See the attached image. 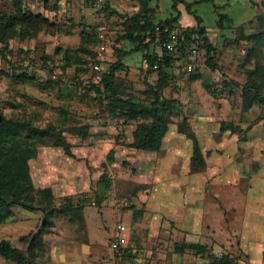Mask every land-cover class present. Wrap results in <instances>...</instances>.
Segmentation results:
<instances>
[{
    "label": "rangeland",
    "instance_id": "obj_1",
    "mask_svg": "<svg viewBox=\"0 0 264 264\" xmlns=\"http://www.w3.org/2000/svg\"><path fill=\"white\" fill-rule=\"evenodd\" d=\"M192 1L197 0L178 1L176 10L172 8L173 0L149 2L156 18H167L180 12L178 24L181 25L197 27L196 15H199L202 19L200 25L207 28L209 40L217 47V53L208 55L202 39L196 35L197 40L187 44L171 67L169 86L164 94L177 98L178 104L174 107V123L168 143L159 155L127 146L124 125L134 122L124 123V118L113 116L106 109V102H101L100 96L90 90L94 79L90 65L98 45L105 42L108 47L101 60L106 70L118 59L119 49L130 46L123 39L122 16L141 9L142 0H104L101 5H96L94 0H24L30 9L44 13L53 24L31 27L30 33L38 29L34 37L11 40L6 52L8 61L0 56V112L39 128L52 125L62 132L61 140L71 143L67 146L54 136L44 137L35 142L36 155L29 161L35 186L49 185L53 189L54 204L59 211L51 217L52 224L55 219L59 223L65 222L71 215L67 208L88 195L96 203L84 205L93 245L102 244V248H106L116 233L117 224L123 222L126 227L129 224L130 243L138 251L142 250L148 263L151 260L160 264L207 263L194 251L185 249L181 254L175 246L176 243L192 242L202 234L200 228L193 225L201 216L198 214L200 208L193 204V190H189L190 198L182 196L187 193L184 194V188H181V183L191 181L188 166L192 141L183 135L180 138L174 130L176 123L184 117L191 125L201 118L212 119V126L232 117L239 121L242 118V122L247 121L250 125L264 119V107L259 105L245 113L247 119L240 110L249 71L254 70L256 64L264 66V40L257 43L244 38L259 31L257 22H233L232 27L221 31L217 20L219 13L228 12L225 6L221 7L226 0H202L192 7L193 12H189L186 2ZM49 3L51 6L48 7L52 9L47 7ZM11 5V0H0V9H8ZM230 8V14L239 21L241 8L236 5ZM3 47L0 43V48ZM209 56L217 64L216 69L207 64ZM139 57L140 54L135 53L133 58L139 60ZM189 65L192 70H188ZM154 70L147 74V67L141 72L121 71L118 82L127 88L126 96L143 99L147 82L157 81L158 68ZM22 73L34 76L35 80H24ZM196 74L201 76L200 80L194 79ZM207 84L217 88L216 96L206 89ZM82 125L89 126L90 135L83 137L67 131L72 127L77 130ZM111 151L115 156L113 161L109 158ZM237 152L231 150L227 155L219 156L222 172L218 175L221 177H218V184H226L228 178L241 189V186H256L263 182L259 174L251 176L252 168L250 174L243 170L242 154ZM124 160L129 164L125 166ZM154 184L156 202L153 205L149 202L152 199L149 192ZM98 199H101L100 203ZM217 199L222 203L221 198ZM261 200L264 201V197ZM13 209L14 215L0 222V238L3 224L10 219L9 235L17 245L28 249L32 238L43 227L46 209L38 205H14ZM33 210H40L41 215L32 217L28 211ZM225 216L229 222L231 216ZM76 221L83 222L82 219ZM26 228H31L27 234ZM231 234L235 236L232 231ZM228 245L230 253L239 261L245 257L237 248L236 240ZM211 249L214 250L213 246ZM216 250L220 253L228 249L217 247ZM9 264L15 263L9 261Z\"/></svg>",
    "mask_w": 264,
    "mask_h": 264
},
{
    "label": "trees",
    "instance_id": "obj_2",
    "mask_svg": "<svg viewBox=\"0 0 264 264\" xmlns=\"http://www.w3.org/2000/svg\"><path fill=\"white\" fill-rule=\"evenodd\" d=\"M178 1L180 0H173V10L177 9ZM149 2L150 0H142L141 9L133 14L122 16L123 39L130 46L128 49H119L118 59L112 62L108 69L103 68V78L100 81L93 79L90 90L100 96L101 102H106V109L113 116L124 118V123H135L136 128L133 133V141L130 144L131 147L138 150L159 152L170 125L174 123V107L178 104L177 98L167 97L164 91L169 86L168 77L171 67L178 61L179 53L185 51V48L178 46V50L171 54L165 52L164 60L157 70V81L154 83L147 82L146 95L143 99L126 96L125 90L127 88L118 82L119 73L127 66L123 60L124 56L128 52L141 51L147 67L146 74L155 71L154 66L158 54L155 41L160 35L166 38L168 30H172L176 26L180 28V37L185 44L196 41V35H199L208 55L217 53V47L209 40L207 28L200 25L202 19L199 15L194 13L198 22L197 27L181 25L178 24L180 12L169 15L167 18H156L154 13L151 12ZM200 2L202 0L186 2L187 10L193 12L192 7ZM11 3L10 8L8 6V9H0V43L4 46L0 48V56L5 61H8L6 52L10 49L9 43L11 40L16 38L24 40L34 37L38 29H34L30 33L31 27L45 23L53 24L44 13L30 9L24 0H11ZM48 6H51V4L49 3ZM222 6L224 7V5ZM48 8L52 9V7ZM218 15L217 27L221 31L233 26L234 21L227 13H219ZM256 22L259 31L252 35H245L244 38L248 37L254 40L253 42L261 43L264 40V11L258 14ZM157 26L161 27V32L156 30ZM207 64L212 69L217 68V64L212 61V56L208 57ZM22 76L26 81L35 80L34 76L27 73H22ZM200 78L199 74L194 76V79ZM49 85H51L50 82ZM206 89L211 95L216 96L218 94L217 88H213L208 84ZM256 105L261 106V108L264 107V66L259 64H256L254 70L249 71L248 80L243 86L242 92L243 110H249ZM0 116V222L6 221L14 215V205L43 206L47 213L43 227L36 234L28 249L13 245L8 239H2L0 241V254L15 264H40L38 257L45 250L44 235L49 232L47 231L48 228L53 225L51 217L59 209L54 204L55 197L52 187L35 186L29 161L36 155L35 142L48 136L59 138L60 141L62 132L52 125L39 128L28 121L8 117L2 112H0ZM176 125L178 131L193 143L190 157L191 173L204 171L208 152L201 147L188 118L184 117ZM220 130L221 132L227 130L241 131L239 125L232 121H222ZM67 131L83 137L90 135L88 125H82L77 130L72 127ZM62 140V143L70 146L71 143L68 140ZM109 158L111 161L115 160L113 151L109 153ZM123 164L126 166L129 163L124 160ZM67 200L69 202V198ZM97 202L100 203L101 199H98ZM77 206L70 208L81 209L84 207L80 203ZM32 235L33 232L27 236L30 238ZM185 249L194 251L205 258L207 260L206 264H241L237 257L228 251L216 253L207 245L198 242L176 243V250L179 253L183 254Z\"/></svg>",
    "mask_w": 264,
    "mask_h": 264
},
{
    "label": "crops",
    "instance_id": "obj_3",
    "mask_svg": "<svg viewBox=\"0 0 264 264\" xmlns=\"http://www.w3.org/2000/svg\"><path fill=\"white\" fill-rule=\"evenodd\" d=\"M221 5L227 8L228 12L226 13L234 22L246 24L247 22L256 21L258 14L264 9V0H226L222 2ZM235 5L241 8V15L238 18L239 21L234 18V14H230V7ZM135 53L140 54L139 60L133 58ZM123 60L127 65L124 69L126 72H131L133 70L140 71L146 68V63L144 62L141 51L128 52ZM154 78L156 79L155 76L153 79ZM240 110H242V116L246 118L247 115H245V113L249 110H243L241 108ZM224 120L236 123L239 125L241 131L233 132L227 130L221 132L220 125L212 126V119L207 118H201V120L195 121L196 123L192 124L201 147L204 151L208 152L206 156V169L202 172L191 173L189 158L188 170L192 175L188 177L191 181L188 184L181 183V188H184L182 192L184 194L187 193V195L182 196L191 198L192 196L189 190H193V204L200 208L198 214H201V216L193 225L194 228H200L202 234L200 238L192 242L202 243L210 248L213 246V251L218 253V250H216L217 247L228 249L225 251L230 252L228 244L232 245L236 240L238 244L237 248H239L245 256L243 257L244 259H240L242 264H264V201L261 200V197H264V119L259 120L254 125H250V123L247 124V121L242 122V118L241 121L233 117L230 120ZM171 126L173 125H170L159 152L141 151L159 155L168 143L169 135L172 132H170ZM256 126H258V128H256ZM124 128L127 135L125 136V144L131 147L130 144L133 141V133L136 125L135 123H131L124 125ZM174 130H176L180 138L182 135L185 136L178 131L177 125ZM219 141L221 144H219ZM191 145L193 147L192 142ZM131 148L135 149L133 147ZM231 150H236L238 154H242L240 160L242 161L241 164H243V170L246 169V173H249V170L252 168V171H250L251 176L252 174L256 176L259 174L263 182H258L256 186L255 184L249 187L241 186V189H238L236 185L233 184L234 182H231L228 178L227 181L229 182L226 184H218V175L222 172L221 167H219L218 158L221 155H227ZM155 184L151 187V191L149 192L152 194V199H149V202L153 205L156 202V193L154 192V188L156 187ZM181 188L179 189L181 190ZM186 188L188 189L185 191ZM200 198L203 200V203H199V201H201ZM217 198H221L222 203ZM77 205H79V202H76L75 206L78 207ZM28 212H30L31 216L34 218L41 215L40 210ZM67 212L71 214L69 217H66L67 220L59 223L57 222L58 219H55L50 231L44 236L45 250L38 257V262L40 264H108L111 256L110 243L118 232V225L123 222L117 224L116 233L111 237L106 248H102V244L93 245L94 243L91 242L88 224L85 221V206L81 209L67 208ZM224 215L231 216L229 222ZM76 219H82L83 222H77ZM9 225L10 219L3 224L4 229L0 241L2 239H8L13 245L20 247L15 243V239L9 235ZM191 228L192 226L190 229ZM30 229L26 228L25 233H29ZM205 231H207V233H205ZM231 231L235 234L234 237ZM127 232L128 229L124 232L123 243V248L127 252L125 257V262L127 264H160L155 260H151L149 261L150 263H148V260L142 256V250L138 251V248L130 243L129 234H127ZM205 237H207V240H205ZM9 261L10 260L0 254V264H9Z\"/></svg>",
    "mask_w": 264,
    "mask_h": 264
},
{
    "label": "built area",
    "instance_id": "obj_4",
    "mask_svg": "<svg viewBox=\"0 0 264 264\" xmlns=\"http://www.w3.org/2000/svg\"><path fill=\"white\" fill-rule=\"evenodd\" d=\"M96 5H101L104 0H94ZM156 30L158 32H161V27L157 26ZM181 31L178 26H176L172 30H168V34L166 35V38H164L162 35H158L155 46L158 51L157 54V61L154 66L155 69H157L160 65V63L164 60V54L165 52L168 54H171L178 50V46H181L186 49L187 44L183 42V40L180 37ZM108 50L107 44L105 42H101L97 50L95 52L91 67L94 72V80L100 81L103 78V66L101 64V60L104 57V53ZM188 70H192V65H189ZM79 203L82 205H89V204H96L94 200L89 199L88 197L84 196L81 197L79 200ZM127 204V203H126ZM127 227L124 224L118 225V232L114 236V239L110 243L111 248V256L109 258L108 264H127L125 262L126 257V250L123 248L124 243V232L126 231Z\"/></svg>",
    "mask_w": 264,
    "mask_h": 264
},
{
    "label": "water",
    "instance_id": "obj_5",
    "mask_svg": "<svg viewBox=\"0 0 264 264\" xmlns=\"http://www.w3.org/2000/svg\"><path fill=\"white\" fill-rule=\"evenodd\" d=\"M0 118H1V116H0ZM45 220V217L43 218V221ZM34 239V237L32 238V240Z\"/></svg>",
    "mask_w": 264,
    "mask_h": 264
}]
</instances>
